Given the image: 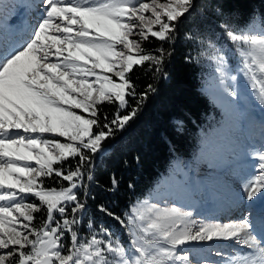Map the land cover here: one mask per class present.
I'll return each instance as SVG.
<instances>
[{
	"label": "rangeland",
	"instance_id": "1",
	"mask_svg": "<svg viewBox=\"0 0 264 264\" xmlns=\"http://www.w3.org/2000/svg\"><path fill=\"white\" fill-rule=\"evenodd\" d=\"M0 5V29L9 32L10 13L29 22L10 32L28 28L31 37L25 35L16 58L1 57L0 48V264L16 251V233L31 250L29 260L55 264V231L48 224L27 240L31 227L20 207L30 194L23 185L67 156L70 145L84 147L93 103L123 99L126 74L149 59L141 41L169 37L195 0ZM200 44L201 91L218 114L200 130L196 155L175 160L132 205L124 243L102 233L71 264H264V16L204 34ZM28 56L33 61L23 66Z\"/></svg>",
	"mask_w": 264,
	"mask_h": 264
},
{
	"label": "trees",
	"instance_id": "2",
	"mask_svg": "<svg viewBox=\"0 0 264 264\" xmlns=\"http://www.w3.org/2000/svg\"><path fill=\"white\" fill-rule=\"evenodd\" d=\"M263 16L264 0H195L169 37L143 39L140 47L149 59L130 68L120 102L106 98L93 103L84 147L70 145L67 156L23 185L30 194L20 207L31 227L27 240L48 224L55 231V264L67 261L75 248L71 264L102 233L124 243L132 205L175 160L196 155L200 130L218 114L201 91V36ZM18 238L16 233L11 245L17 249L3 264H19L23 258L36 264Z\"/></svg>",
	"mask_w": 264,
	"mask_h": 264
},
{
	"label": "bare ground",
	"instance_id": "3",
	"mask_svg": "<svg viewBox=\"0 0 264 264\" xmlns=\"http://www.w3.org/2000/svg\"><path fill=\"white\" fill-rule=\"evenodd\" d=\"M22 2H24V0H22ZM1 6V5H0ZM4 6V5H3ZM47 8V7H46ZM32 9H34V7L32 8ZM32 9H29V10H27V6H26V10H27V12L28 11H30V10H32ZM25 10V11H26ZM24 11V12H25ZM2 12V11H1ZM28 14V13H27ZM9 20V23H8V25H7V22L4 24L5 25V27L7 28L8 27V29H9V32L8 33H4L3 31H2V29H0V48L2 49V51H1V57H3L4 58V56L5 55H8V56H11L10 57V59L11 58H14L15 56H17L16 54H17V52L19 51V48H20V46L22 45V47H21V49L20 50H22V49H24V48H26V45L27 44H24L23 45V43H24V38H25V34H26V31L24 32V33H22V34H16V32L17 31H19V29H16V30H14V31H12V32H10L14 27H16V24H18V26L19 25H25L26 26V24H28V26H29V22L27 21V23H22V22H20V20L18 19H13L12 18V15L10 14V13H7L6 14V17H5V20ZM5 28V29H6ZM44 28V27H43ZM6 32H7V30H6ZM9 35H12V38H13V40L11 41V40H7V37L9 36ZM22 36V37H20V36ZM9 38V37H8ZM18 38V39H17ZM6 40H7V42H6ZM22 41H23V43H22ZM16 58V57H15ZM23 58H25V59H22L21 58V64L23 65V66H29L30 65V62L29 61H33L32 60V56L31 57H23ZM15 61H16V59H15ZM13 62V61H12ZM18 62V61H17ZM16 62V63H17ZM20 63V62H19ZM33 64H34V62H32ZM46 65H48V64H46ZM31 67V66H30ZM14 83V82H13ZM11 97H12V95H10ZM262 206H264L263 204H262ZM260 235V234H259ZM259 237V236H258ZM264 252V251H263ZM255 253H257L256 251H255ZM260 256H261V254H260ZM261 258V257H260ZM259 260V259H258ZM264 261V260H263ZM260 262V261H259ZM258 262V263H259ZM257 263V264H258Z\"/></svg>",
	"mask_w": 264,
	"mask_h": 264
}]
</instances>
